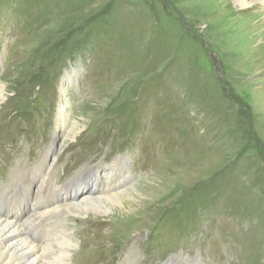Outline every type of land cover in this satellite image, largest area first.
<instances>
[{
	"label": "rangeland",
	"instance_id": "rangeland-1",
	"mask_svg": "<svg viewBox=\"0 0 264 264\" xmlns=\"http://www.w3.org/2000/svg\"><path fill=\"white\" fill-rule=\"evenodd\" d=\"M235 6L0 0V192L46 164L76 201L119 158L141 194L78 219L73 264H264V46L242 40L260 6Z\"/></svg>",
	"mask_w": 264,
	"mask_h": 264
},
{
	"label": "bare ground",
	"instance_id": "bare-ground-1",
	"mask_svg": "<svg viewBox=\"0 0 264 264\" xmlns=\"http://www.w3.org/2000/svg\"><path fill=\"white\" fill-rule=\"evenodd\" d=\"M234 2L235 7L241 11L260 6V12L251 14L250 19L253 20H251V27L247 28L249 32L243 34L242 40H246L256 48L263 47L264 0H234ZM228 4H226L227 7ZM258 62H261V60ZM3 98L4 90L1 88L0 103ZM59 114H61V110ZM69 133L73 136L74 129L71 128ZM23 163L25 162L16 164V168L13 170L15 177L11 179L16 184L4 187L3 191L0 192V199H16L18 203L13 201L8 205H13L14 210L19 207L23 208V201L28 202V199H30V210L22 218L8 217L7 211L4 214L0 212V264H73L77 259L80 260V258L88 255L87 250H77L78 235L85 230L84 227L80 226V220H90L92 217L94 219L104 216L109 219L110 224L112 223L110 216L115 206L124 204V206L131 207L135 203L142 202L140 200L141 194L130 187L131 179L121 178V168L124 167L125 163L123 159L113 160L103 180L97 182L96 188H90L92 191L95 189L94 193L92 191L83 193L76 201L64 200L67 203H63L64 201H61V199L64 195L68 196L67 187L69 184H51L52 168L50 165L43 164L40 168L30 171L29 174H33V176L28 179L25 176V171L21 173ZM97 170L98 167L92 166L86 170L84 169L82 173L91 174L94 181L100 179L103 173V170H98L99 173H97ZM38 177H41L38 183L30 182L31 179ZM88 177L89 175H86L83 176L82 180L78 179V181L85 180L81 193L89 187L86 180ZM56 188L58 191H56ZM31 190L33 191L32 197ZM5 191L9 193L3 195ZM60 193L62 194L59 195ZM76 196L74 194V197L69 199L74 200ZM132 197L134 198L132 201H126L131 200ZM2 204L3 201H0V205ZM73 225H76V227L73 228ZM135 252L139 253L136 249ZM174 261L175 259L172 258L169 264H178Z\"/></svg>",
	"mask_w": 264,
	"mask_h": 264
}]
</instances>
